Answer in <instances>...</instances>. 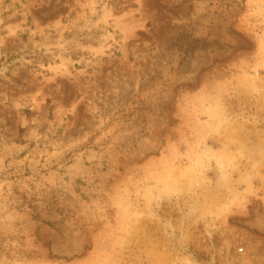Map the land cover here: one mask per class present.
Returning <instances> with one entry per match:
<instances>
[{"label":"rangeland","instance_id":"374dc122","mask_svg":"<svg viewBox=\"0 0 264 264\" xmlns=\"http://www.w3.org/2000/svg\"><path fill=\"white\" fill-rule=\"evenodd\" d=\"M0 264H264V0H0Z\"/></svg>","mask_w":264,"mask_h":264}]
</instances>
